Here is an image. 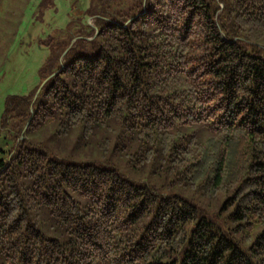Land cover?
Listing matches in <instances>:
<instances>
[{"label":"trees","instance_id":"trees-1","mask_svg":"<svg viewBox=\"0 0 264 264\" xmlns=\"http://www.w3.org/2000/svg\"><path fill=\"white\" fill-rule=\"evenodd\" d=\"M89 16L38 90L3 98L0 264H264V0H98ZM46 123L196 198L52 155L24 136Z\"/></svg>","mask_w":264,"mask_h":264},{"label":"rangeland","instance_id":"rangeland-1","mask_svg":"<svg viewBox=\"0 0 264 264\" xmlns=\"http://www.w3.org/2000/svg\"><path fill=\"white\" fill-rule=\"evenodd\" d=\"M97 8L98 0H0V111L6 94L38 90L43 81L40 70L55 67L62 60L67 46L76 43L79 36L89 30L93 23V16L89 15ZM52 50L60 51L57 59L52 57ZM53 129V125L46 123L26 131L24 136L52 155L65 157L71 149L76 150L70 156L73 160L107 159L108 164L126 177L156 182L160 190L196 198L193 186L177 174L164 175L160 167L155 170L149 165L138 166L126 161L128 152L123 150L97 153L96 147L87 145V141L88 151L86 145L82 150L71 148L73 131L61 138ZM3 131L0 126V134L3 135ZM6 146L0 140V147ZM41 228L52 232L45 226Z\"/></svg>","mask_w":264,"mask_h":264}]
</instances>
